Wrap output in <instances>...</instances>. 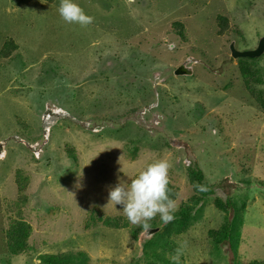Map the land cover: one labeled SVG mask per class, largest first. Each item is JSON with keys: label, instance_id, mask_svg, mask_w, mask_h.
Returning <instances> with one entry per match:
<instances>
[{"label": "rangeland", "instance_id": "374dc122", "mask_svg": "<svg viewBox=\"0 0 264 264\" xmlns=\"http://www.w3.org/2000/svg\"><path fill=\"white\" fill-rule=\"evenodd\" d=\"M78 3L86 27L60 17V0H0V264L263 261L264 54L234 58L230 44L257 47L264 0ZM182 65L192 73L176 74ZM162 157L174 219L131 224L109 190ZM192 162L216 193L182 222ZM228 195L241 210L236 251L213 242L228 216L215 199ZM13 221L31 227L17 256Z\"/></svg>", "mask_w": 264, "mask_h": 264}, {"label": "clouds", "instance_id": "9594fccd", "mask_svg": "<svg viewBox=\"0 0 264 264\" xmlns=\"http://www.w3.org/2000/svg\"><path fill=\"white\" fill-rule=\"evenodd\" d=\"M58 12L66 23L81 27L90 25L94 19L84 11L78 0H60ZM171 167L172 162L167 157L150 162L130 181L121 180L112 187L109 190V201L123 209L131 224L147 227V222L157 215L164 224L170 223L175 212L169 188ZM34 264L41 262L36 259Z\"/></svg>", "mask_w": 264, "mask_h": 264}, {"label": "trees", "instance_id": "16d2710c", "mask_svg": "<svg viewBox=\"0 0 264 264\" xmlns=\"http://www.w3.org/2000/svg\"><path fill=\"white\" fill-rule=\"evenodd\" d=\"M225 20V19H223ZM224 22V21H223ZM226 23V22H224ZM228 24H223V29ZM7 45H10L6 43L5 48H8ZM4 48V49H5ZM5 52V51H3ZM247 75V71H246ZM264 107V103H263ZM189 173L191 176V180L195 184L196 194L192 200V205H189L185 208H183L180 212H178V215L182 218V222H186L193 216V211L197 205H200L204 203L209 197L214 195L216 193L215 186L208 182L206 179V176L204 174V170L197 162H192L191 165H189ZM203 189V190H201ZM173 197V193L170 191V198ZM217 207L225 211L228 216L217 231L213 234V242L215 243L216 247H218L220 244H231L234 247V251H236V223L240 219V208L237 206L236 201L234 200V197L231 195L226 196L225 199L218 196L215 199ZM114 225H118L117 223H114ZM148 228H155L154 224H147ZM31 227L27 225L23 221H13L7 232H6V239H7V248L12 256H17L22 254L25 250H27L28 244V237L30 235ZM133 235L135 238L138 237V232L134 231ZM153 241L149 239L146 244L150 246ZM237 253H235V256ZM151 256L158 259L159 255L157 254V250H153L151 253ZM40 258L50 264H66L70 263L73 260L79 259L77 257H74L72 254H65L64 256H55V255H42ZM251 264H264L263 261H255Z\"/></svg>", "mask_w": 264, "mask_h": 264}, {"label": "water", "instance_id": "95a60500", "mask_svg": "<svg viewBox=\"0 0 264 264\" xmlns=\"http://www.w3.org/2000/svg\"><path fill=\"white\" fill-rule=\"evenodd\" d=\"M230 50H231V55L234 58H255L259 57L264 54V36H262L259 40V43L256 48L254 49H247V50H239L236 46L235 43L232 42L230 44ZM176 74H191L192 70L187 68L186 66L182 65L179 66L176 71Z\"/></svg>", "mask_w": 264, "mask_h": 264}]
</instances>
